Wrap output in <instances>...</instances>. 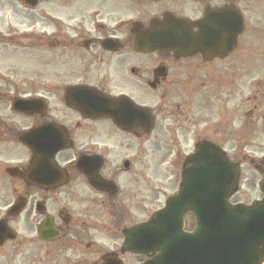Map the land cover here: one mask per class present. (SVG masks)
Listing matches in <instances>:
<instances>
[{"label": "flooded vegetation", "instance_id": "obj_1", "mask_svg": "<svg viewBox=\"0 0 264 264\" xmlns=\"http://www.w3.org/2000/svg\"><path fill=\"white\" fill-rule=\"evenodd\" d=\"M35 1L7 0L24 29L0 36V264H184L174 221L155 216L198 143L238 162L240 182L251 166L258 183L229 203L264 213V0ZM170 28L180 51L151 48ZM182 222L195 227L190 212Z\"/></svg>", "mask_w": 264, "mask_h": 264}, {"label": "water", "instance_id": "obj_2", "mask_svg": "<svg viewBox=\"0 0 264 264\" xmlns=\"http://www.w3.org/2000/svg\"><path fill=\"white\" fill-rule=\"evenodd\" d=\"M29 4L34 6L36 2L31 0ZM151 41L154 49L166 48L173 52H179L182 44L178 28L154 35ZM61 148V142L52 140L47 151L54 155ZM238 176V167L228 163L209 144H199L187 158L179 194L170 198L166 208L156 215V220L174 221L175 227L170 230L175 228V233L170 238L171 242L179 239L184 264H257L259 261L260 248H264V213L260 204L250 208L241 205L230 208L227 204V199L237 190ZM173 206L179 207L176 214L171 212ZM186 211L194 212L197 217L193 233L181 232V218ZM147 232L148 224L127 231L123 251H137L135 235ZM168 259H164V264L170 263ZM104 264L121 263L108 256Z\"/></svg>", "mask_w": 264, "mask_h": 264}, {"label": "rangeland", "instance_id": "obj_3", "mask_svg": "<svg viewBox=\"0 0 264 264\" xmlns=\"http://www.w3.org/2000/svg\"><path fill=\"white\" fill-rule=\"evenodd\" d=\"M12 4H14V3H12ZM16 6L18 7V3H16ZM6 9H7V0H0V36H3L5 34V30H6V27L8 25V21H11L10 25L17 32L24 29L23 27L22 28L20 27L19 23L14 22V20H8L6 18ZM18 9L21 10L19 7H18ZM1 53H3V51L0 52V69H5L7 67L9 68L10 63L8 61H4L6 59H5V57L3 59ZM28 59H29L28 56H24L22 54L16 58V63L18 64V66H23L24 64L30 63V61H28ZM4 62L6 65L4 64ZM194 138H195L194 135H191V137L182 146L181 151H183V153L187 154L193 149L192 144H193ZM163 143H167V141H164ZM256 144H258V141H256ZM255 148H257V147H255ZM251 150H253V147L251 148ZM163 159H164V154H162L161 149L158 146H155L154 147V162H155V164L159 163ZM236 159H239V157H236ZM167 169H169V168H167ZM243 171H244V174H243L244 176H243V179L241 182V187L245 189V187L250 186L251 183L256 184L258 176L254 175L255 173L252 170L251 166H248V164H245ZM172 179L173 178H171V182H172ZM173 189H174V187L171 186V190H173ZM251 189H252V187H251ZM252 196H254V195L251 194L250 198ZM250 198H246V199H250ZM64 258H66L65 255L59 254V260H63Z\"/></svg>", "mask_w": 264, "mask_h": 264}]
</instances>
